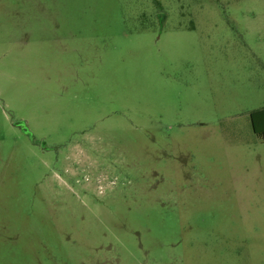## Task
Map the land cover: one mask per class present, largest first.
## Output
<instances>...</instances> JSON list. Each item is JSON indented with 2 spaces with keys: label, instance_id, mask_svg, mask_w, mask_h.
<instances>
[{
  "label": "rangeland",
  "instance_id": "obj_1",
  "mask_svg": "<svg viewBox=\"0 0 264 264\" xmlns=\"http://www.w3.org/2000/svg\"><path fill=\"white\" fill-rule=\"evenodd\" d=\"M264 0H0V264H264Z\"/></svg>",
  "mask_w": 264,
  "mask_h": 264
},
{
  "label": "trees",
  "instance_id": "obj_2",
  "mask_svg": "<svg viewBox=\"0 0 264 264\" xmlns=\"http://www.w3.org/2000/svg\"><path fill=\"white\" fill-rule=\"evenodd\" d=\"M253 133L264 142V108L249 115Z\"/></svg>",
  "mask_w": 264,
  "mask_h": 264
}]
</instances>
